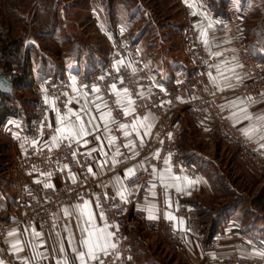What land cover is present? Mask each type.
<instances>
[{
  "label": "crops",
  "instance_id": "1",
  "mask_svg": "<svg viewBox=\"0 0 264 264\" xmlns=\"http://www.w3.org/2000/svg\"><path fill=\"white\" fill-rule=\"evenodd\" d=\"M181 4L183 10H186L187 14H189L187 26L191 25L197 29L204 43L205 40L207 41L205 45L210 55H214L216 58L215 64L206 72L208 79L223 94L221 106L227 109L232 124L243 133L245 139L250 143V146L253 148V157L249 158L247 156L248 150L244 145L237 142L231 136L223 134L215 122L193 123L187 111H182L173 121L174 127L179 128V132L171 134L176 144L175 157L172 165H170L171 171L170 173L165 171L169 166L155 167L153 168L155 172H153V169L147 171V191L140 198V208L145 212V217L157 220V227H148L144 222V217L136 213L135 210L138 209L135 206H131L127 214L116 218L120 233L119 237L115 238L112 235V229L107 225L102 208L100 205L97 207V199L90 197L83 202L62 205L55 213L56 218L64 220L63 225L59 228L43 226L37 222L23 231H18L11 226L9 233L14 234H9L8 240L11 243L13 255L16 259L22 261L24 264H57L58 261L62 262L65 260L67 264H73L75 253L72 251L67 237L70 235L74 236L76 239L75 247L80 248L79 240L81 239V233L77 229V216L75 214L71 217L66 216L65 210L72 212L74 206L81 205L85 201L91 202L97 227L104 228L107 225L106 231L111 234L108 238L110 245H115L119 239H125L123 235L127 236V239L131 242L130 236L134 230L138 231L137 226H139L141 236L137 235L136 239L139 238L138 241L141 243V246H147V239L153 237L152 234L146 235L147 229L154 234L153 241H162L161 236H159L161 234L163 241L165 240V242L171 245V247L169 245L168 247L172 253V259L177 260L178 263L182 260L187 264H205V256L202 249L209 242L217 244L218 253H222L228 249H235L242 253L264 255V225L260 227L240 222L237 219L239 218L238 216H243L244 219L246 217L244 213L243 215L239 213L238 209H235L233 212L228 211L232 213V216L226 215L222 217V223L215 229L211 237H208V233L205 234L204 231H199L198 236L193 235L186 227L185 217L177 213V209L191 206L194 208V216L200 210L209 209L211 204H218L220 202L224 207L226 205L227 208L235 204L227 200V190L231 189V186L229 187L220 179V176L225 174L221 170L222 166H225V164L222 165V159L225 156H229L231 162L232 160H241L256 178L264 177V91L254 92L251 95H243L234 90L243 80V73L234 49L227 37L222 33L214 31L212 27L213 20L219 19V16L217 18L212 17L205 7L203 0H181ZM100 22L101 24L98 28L105 35L110 50L104 67H98L87 73L84 77V82L88 88L79 83L78 74L70 69H65L60 74L55 69L50 70L49 73L42 76L40 82L37 84L39 88L37 92L38 115L45 113L49 119V124L54 129L49 138L42 139L40 145L52 146L51 137L56 135L55 129L58 126L57 110L61 116L65 115L69 108L77 111L84 103V100L80 99L79 103H77V99L74 98H78L79 93H87L90 105L89 110L93 116L97 117L95 123L100 125V129L84 137V140L88 142L86 146L76 144L77 148L88 153L93 148L99 149L103 142L104 152L107 153V156L102 155L100 151L92 152L90 156L92 161L89 167L96 175L107 174L110 176L111 194L118 195V190L123 187V189H126V196L129 192L124 184L126 170L135 169L137 171L145 169L146 163L150 160L151 156L147 152L146 144L156 123L158 110L164 105L163 95L169 92L179 71L186 74L193 66L190 55L188 57L186 54L165 57V60L164 58L162 60L157 59L158 55L153 54H151L152 57L146 58L141 52H137L136 47L138 46L135 45L133 38L126 32L125 27L127 28V26L125 24L123 26V22L122 24H118L117 31L114 32L112 37H110L111 35L108 36L104 30V22ZM202 33L206 35H202ZM131 45H134L132 46L133 48L130 47ZM116 49H122V51L118 50L116 52ZM113 53L115 54L112 55ZM110 65L115 72L113 84L116 85L117 91L121 92L126 89L121 74L124 73L126 68L128 70H135L137 65L140 66L146 74L143 86L146 90L151 91L153 100L152 107L146 109L142 114L135 113L134 109L131 121L127 124L131 125L137 119L149 117L151 127L139 129L143 143H141L140 138L135 133L126 138L127 143L129 140L135 143V148H128L124 155L126 158L131 159V163L123 166H119V155H116L117 148L120 150V146L117 143L113 147L108 146L106 136L111 135V133L105 132L103 122L99 119L100 112L95 110V106L92 103L94 101L95 104H100L101 112H109L107 106L104 107L106 105L105 101L103 99H96L97 96L101 97V95L93 93L91 86H96L94 80L104 73ZM46 77L54 78L53 80L56 83H64L65 88L62 92L66 98L65 111L59 110L57 97L44 88L43 82L47 79ZM73 84L75 88L79 89V93L73 91ZM70 100L72 101L71 103H69ZM71 119L75 120V117L73 116ZM110 120H112V117H110ZM5 122L7 129H11L10 133L13 137L11 147L13 155L20 163V148L16 137L22 133L29 132L30 125L29 123L25 125L23 120H20L18 117H7ZM110 124H108V128H110ZM127 130L129 132L132 131L131 127ZM245 131H248L250 134L245 135ZM145 132H148V135H145ZM96 136H100L101 140L98 141ZM232 143H235L240 149L232 151L230 148V144ZM133 153H138V155L133 156ZM114 160L116 161L115 163L113 162ZM98 161L101 163L107 161V163L103 167H100L97 163ZM73 176L76 179L78 174L67 172L54 175L52 173L41 172L35 179L52 187H59L72 181ZM177 177L179 179H175ZM117 178L120 179L122 185L116 183ZM10 181L8 180L9 184L0 185V216L6 220L13 221L17 218L18 214L11 205L12 198L18 188V172L15 180L11 181L12 183ZM7 187L9 190H7ZM135 191L137 190L135 189ZM2 199L5 200V203L1 202ZM101 214L103 215V219H101ZM247 219H249L248 221L252 220L250 217ZM134 227L135 229H132ZM171 230L178 232L181 238V242L177 246L170 237ZM34 231L40 233V236L35 237ZM13 244L17 245V250L13 249ZM137 245L136 242L134 247ZM61 246L64 248L63 252L58 251ZM134 247H132V252L129 253V264H144L145 262L142 263L140 260L143 256H148L145 254H148L150 250L145 249L146 247L137 246L138 249ZM111 248L108 247L107 251ZM80 250L84 251L85 249L80 248ZM37 253H41L42 255L37 256ZM157 259V257H150L149 255L146 264L148 262H151V264L155 263L153 262L154 260L159 262ZM75 264H80V261L76 260ZM88 264L99 263L93 260L89 261Z\"/></svg>",
  "mask_w": 264,
  "mask_h": 264
},
{
  "label": "rangeland",
  "instance_id": "2",
  "mask_svg": "<svg viewBox=\"0 0 264 264\" xmlns=\"http://www.w3.org/2000/svg\"><path fill=\"white\" fill-rule=\"evenodd\" d=\"M203 3L212 17H235L243 27L244 41L251 53L257 50L264 53V0H203ZM188 15L181 0H0V74L11 77L21 72L23 66L27 67L29 74L25 80L28 86L14 88L9 96L3 97V103L7 100L12 103L18 109L16 117L25 125L30 124L38 116L37 84L42 76L50 70L55 69L60 74L70 69L84 81L87 73L104 67L110 47L98 28L100 21L104 22V30L110 37L123 22V26H127L126 32L138 46H135L137 52L146 58L152 57L151 54L158 55L157 59L161 60L180 54L189 57L191 32L198 39L202 38L196 28L187 26ZM218 33L227 37L224 32ZM139 68L137 65L135 70L129 71L137 72ZM179 74L180 71L176 77ZM10 132L4 120L0 124V185L9 184L8 180L14 181L19 169V160L15 159L11 148L13 137ZM230 145L232 151L240 149L235 143ZM222 161L225 166L221 170L225 174H220V179L231 186L227 190V200L235 204L228 208L225 205V208L219 202L211 204L207 210H200L193 218L198 230L207 234L208 229H217L222 217L232 216L228 211L235 209L246 217L238 216L240 222L262 227L264 177L256 178L241 160L231 162L230 157L225 156ZM249 217L252 220L248 221ZM137 227L138 231L134 230L130 236L131 242L127 236L123 237L129 253L136 242L138 247L150 250L145 254L148 256L141 258L142 263L146 264L150 255L159 261L154 260L152 264H187L172 259L168 247L171 245L163 241L161 234L162 241H153L154 234L147 229L146 235L152 234L153 237L147 239V246H141L139 238L136 239L137 235L141 236ZM137 246L134 248L138 249ZM254 255L264 258L261 254Z\"/></svg>",
  "mask_w": 264,
  "mask_h": 264
},
{
  "label": "built area",
  "instance_id": "3",
  "mask_svg": "<svg viewBox=\"0 0 264 264\" xmlns=\"http://www.w3.org/2000/svg\"><path fill=\"white\" fill-rule=\"evenodd\" d=\"M213 27L216 31L227 35L241 67L243 80L234 90L243 95L264 91V61L257 59L245 44L243 27L240 22L235 17L217 19L213 22ZM190 40L192 49L190 58L193 67L186 74L180 73L175 77L171 89L163 95L164 105L158 110L156 123L146 144L147 152L151 156L150 160L146 163L145 169H139L135 171L134 176L124 179L125 187L129 191L125 196L126 202L120 196L110 193L109 175H96L88 172L91 157L78 149L75 142H71V147H69L68 140L59 142V147L40 145L43 138H49L54 132L53 127H49V119L45 113H41L34 119L30 124L29 132L16 137L20 148L19 183L11 205L18 214L13 221L0 216V261L3 264H24L13 255L11 243L8 240L11 226L18 231H23L37 222L43 226L59 228L64 220L55 217L58 209L62 205L83 202L90 197L97 199L105 214L107 225L112 229V235L115 238L119 237L120 233L116 218L127 214L131 206L138 209L135 210L136 213L144 217V222L148 227H157V220L145 217V212L140 208V198L147 191V171L155 167L172 165L176 144L171 134L179 132V128L174 127L173 121L182 111H187L193 123L215 122L223 134L231 136L244 145L248 150L249 158L253 157V148L250 143L232 124L227 109L221 106L223 94L208 79L206 72L215 64V56L210 55L204 41L198 39L194 32H191ZM114 73V69L109 67L94 80V84L99 87V94L105 101L108 111L111 112L112 120L115 121L110 124V133L116 137V143L120 146L121 154L118 156V161L119 166H123L130 164L131 159L124 155L128 150L124 147L127 141L119 126L121 123L127 125L131 121L132 114L125 116L123 109L127 105L118 106L116 103L119 97L111 91ZM121 75L127 90V98L133 101L131 106L134 107L135 113L142 114L152 107L151 91L143 86L146 74L142 68H139L137 72L125 70ZM78 80L82 86L88 88L82 78ZM43 86L57 97L59 110L65 111L66 98L62 92L65 88L64 83H56L52 78H47ZM73 152L76 153L75 156L72 155ZM157 152L159 153L158 158L155 155ZM166 159L169 160V164H165ZM41 172L54 175L70 172L78 176L75 182L72 180L59 187H45L48 184L35 179ZM177 213L185 217L186 227L193 235L198 236L199 230L193 219L194 208L191 206L180 208L177 209ZM170 236L176 244L181 242L178 232L171 230ZM202 251L205 264H264L263 257L241 253L235 249L218 253L217 245L213 242L204 245ZM95 261L99 264L101 261L102 264H129L126 241L117 240L115 247L108 250L107 254H99V259Z\"/></svg>",
  "mask_w": 264,
  "mask_h": 264
},
{
  "label": "snow or ice",
  "instance_id": "4",
  "mask_svg": "<svg viewBox=\"0 0 264 264\" xmlns=\"http://www.w3.org/2000/svg\"><path fill=\"white\" fill-rule=\"evenodd\" d=\"M202 35H206L205 33H202ZM205 43L207 41L205 40ZM122 63V62H120ZM119 71V69H117ZM211 75V74H209ZM73 91L79 93V89L75 88V85L73 84ZM91 91L93 93H99L100 89L97 86H91ZM111 91L113 94H115L119 99L116 101L117 105H124L127 104V107L123 109L124 115L128 116L131 115L134 112V108L131 107L133 104V101L127 98V90L117 91L116 85H111ZM77 103H79L80 99L84 100V103L80 106V108L77 111H73L72 109H68L67 113L63 116L59 114V111L57 110V128L55 129L56 135L51 137L52 146L53 147H59V142H62L64 140H68L69 147H71V142H75L78 145L86 146L87 141L84 140V137L92 134L94 131H99L100 125L96 124L95 121L97 119L96 116H93L90 112V105L88 101V94L87 93H79ZM97 100L102 99V97L97 96ZM72 101L70 100L69 103ZM95 106V110L97 112H100L99 119L103 122L104 129L106 133H110L111 129L108 128L109 123H115L114 120H110L111 112H101V105L95 104V102H92ZM106 107V105H104ZM75 117V120L71 119L72 117ZM51 127V125H49ZM131 127V132H129L127 129ZM151 124L149 123V117H144L142 119H137L134 123L131 125H126L121 123L119 128L123 132V135L125 138L129 137L132 133H135L137 137L140 138L141 143H143V138L140 137L139 129L141 128H150ZM145 135H148V132L144 133ZM250 133L248 131H245V135H249ZM96 139L99 141L101 140L100 136H96ZM107 144L109 147L115 146L116 143V137L107 135L106 136ZM35 143V142H34ZM126 148H135V143L131 140L127 144L124 145ZM51 150V148H49ZM100 151L102 155L107 156V153L104 152V144L101 143L99 149L93 148L88 151L87 155L90 157L92 152ZM119 149L117 148L116 155H120ZM73 156L76 155L75 152L72 153ZM134 155H138V153H133ZM156 157L158 158L159 153L157 152ZM116 162L115 160L113 161ZM100 167H103L104 164L107 163V161H104L103 163L97 162ZM165 164H169V160H165ZM65 167H67L65 165ZM135 169H127L125 172V178H131L135 175ZM166 172L171 171V167H169L165 170ZM88 172H92V169L89 167ZM153 172H155V169H153ZM163 178V177H161ZM175 179H179L178 177ZM73 182H75V177H72ZM117 184H121L119 178L116 179ZM191 183V182H189ZM45 187H51V185H45ZM153 187H155L153 185ZM125 191L126 189H123L121 187L120 190H118V195L122 200H125ZM97 207H99V204H97ZM77 216V229L81 233V239L79 240L80 248L85 249L84 251H81L80 248L75 247L76 239L74 236H69L67 239L69 240V245L72 247V251L75 253V256L73 257V264H75L76 260L80 261V264H88L89 261L98 260L99 259V253L103 252L107 254L108 247H115V245H110L108 243V238L111 236L110 233H107V225H105L104 228H98L96 225L95 215L92 212L91 208V202L85 201L81 205L74 206V210L72 212H69L68 210H65V215L71 217L72 215ZM101 219H103V215L101 214ZM68 231V229H66ZM10 235H13L14 233H9ZM35 237H39L40 233L33 232ZM13 249L17 250V245L13 244ZM58 251L63 252L64 248L61 246ZM37 256H41V253H37ZM35 258V257H34ZM0 264H3L2 261H0ZM57 264H67V261H58ZM102 264V261H101Z\"/></svg>",
  "mask_w": 264,
  "mask_h": 264
},
{
  "label": "trees",
  "instance_id": "5",
  "mask_svg": "<svg viewBox=\"0 0 264 264\" xmlns=\"http://www.w3.org/2000/svg\"><path fill=\"white\" fill-rule=\"evenodd\" d=\"M257 59L264 61V53H261L260 51H254L253 53ZM29 77L27 67L23 66L21 72L14 73L11 77H9L13 83L14 88H21L26 87L25 80ZM12 100V98L10 99ZM7 100L6 103H3V98L0 101V124L7 118V117H16L18 114V109L12 103H8ZM30 125V124H29ZM225 209V208H224ZM193 218H196V215L193 216ZM214 227L211 229H208V237H211L214 232Z\"/></svg>",
  "mask_w": 264,
  "mask_h": 264
},
{
  "label": "water",
  "instance_id": "6",
  "mask_svg": "<svg viewBox=\"0 0 264 264\" xmlns=\"http://www.w3.org/2000/svg\"><path fill=\"white\" fill-rule=\"evenodd\" d=\"M13 89V81L5 74H0V101L3 97L9 96Z\"/></svg>",
  "mask_w": 264,
  "mask_h": 264
}]
</instances>
